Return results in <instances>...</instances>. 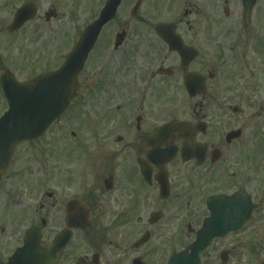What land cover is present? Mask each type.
I'll return each mask as SVG.
<instances>
[{
  "label": "flooded vegetation",
  "instance_id": "obj_1",
  "mask_svg": "<svg viewBox=\"0 0 264 264\" xmlns=\"http://www.w3.org/2000/svg\"><path fill=\"white\" fill-rule=\"evenodd\" d=\"M138 1L150 22L119 24L100 45L101 34L67 111L16 146L0 174V264H167L194 240L208 199L249 202L246 226L264 230V24L254 22L261 0L248 23L242 0L205 7L215 18L239 13L238 23L197 22L190 4L181 17L152 22L174 14L177 0ZM26 3L37 16L22 30L59 17L54 5L39 16L36 0H17L13 12ZM9 24L0 29L7 39L22 31L6 33ZM28 59L21 48L0 71L32 84L59 67L36 74ZM226 204L215 212L226 215ZM29 230L35 251L15 262Z\"/></svg>",
  "mask_w": 264,
  "mask_h": 264
},
{
  "label": "water",
  "instance_id": "obj_2",
  "mask_svg": "<svg viewBox=\"0 0 264 264\" xmlns=\"http://www.w3.org/2000/svg\"><path fill=\"white\" fill-rule=\"evenodd\" d=\"M121 1L109 0L105 4L98 20L87 28L76 49L57 72L43 77L31 87L17 84L0 73V87L5 96L11 98L8 99L9 111L0 119V172L7 167L17 144L40 136L66 109L68 96L74 88L75 76L81 71L102 27L115 17ZM253 5L254 0H251L246 7V21ZM31 14L29 7L21 9L8 32L18 30ZM244 208L238 209L237 204L232 201L229 203L231 212L226 220L218 216L207 219L197 234L195 243L190 246V251L173 257L169 264H201L199 256L213 238L236 231L243 225L247 218Z\"/></svg>",
  "mask_w": 264,
  "mask_h": 264
},
{
  "label": "rangeland",
  "instance_id": "obj_3",
  "mask_svg": "<svg viewBox=\"0 0 264 264\" xmlns=\"http://www.w3.org/2000/svg\"><path fill=\"white\" fill-rule=\"evenodd\" d=\"M17 0H0V29L7 26L11 22V16L13 15V5ZM106 0H36L40 7L39 16H43V13L47 11L49 5H54L59 17L56 20H52L49 24L42 27L36 25V33L29 29H23L19 34L11 39H7L5 34H0V64L6 58L15 56L17 51L21 48L25 49V57H28L29 61L36 60V74L44 69L45 71L53 70L63 61L65 54L67 53L71 42L76 40L78 35L81 34L80 30L85 23H90L98 14ZM136 0H124L121 7L118 10L116 19L102 31L100 45L103 41L113 40L116 27L119 24L125 23H145L150 22V16H148L144 9H140L138 14L133 18L130 16V11ZM56 2V3H55ZM215 4L216 7L221 6L216 0H177L175 7L176 12L174 14H165L161 16H154L152 22L160 19L181 17V9L189 8V4L196 6L200 14L196 17V21L200 23L208 22L210 19H216V22L222 23H238L240 22L239 13L230 15L225 19L221 11H217L216 18L211 16L206 11L205 7L209 4ZM15 8V7H14ZM229 10L232 12L233 8L229 5ZM258 13L255 16L256 23L264 24V0L259 2L257 7ZM209 18V19H208ZM210 22V21H209ZM36 37L35 43L29 44L31 36ZM29 39V40H28ZM33 39V37H32ZM2 111V105L0 103V113ZM192 188L188 191L191 192ZM194 193L189 196L192 201ZM196 202L192 201L190 206L187 207L188 211L195 208L193 206ZM255 231L254 228L247 226L243 233L238 235V242H234L237 239L224 242V246L228 247L230 253V264H262L264 262V230L260 229L257 234L247 238L249 231ZM248 234V235H247ZM233 243L232 246L229 243ZM223 242H220L222 245ZM216 246L207 251L210 259L215 258ZM216 261V260H215ZM214 261L212 260V264ZM219 264V260L216 261ZM210 264V263H208Z\"/></svg>",
  "mask_w": 264,
  "mask_h": 264
}]
</instances>
